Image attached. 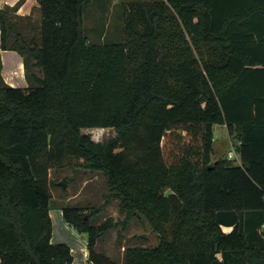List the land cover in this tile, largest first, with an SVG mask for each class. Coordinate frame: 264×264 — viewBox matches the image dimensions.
Segmentation results:
<instances>
[{
  "label": "trees",
  "instance_id": "obj_1",
  "mask_svg": "<svg viewBox=\"0 0 264 264\" xmlns=\"http://www.w3.org/2000/svg\"><path fill=\"white\" fill-rule=\"evenodd\" d=\"M23 1L0 9L1 47L30 81L6 83L0 59V264L73 262L50 214V170L69 157L159 238L118 263L96 250L111 226L93 223L99 208L63 205L94 264H264V0H133L124 39L103 42L85 29L90 0H38V24ZM216 123L241 164L212 159Z\"/></svg>",
  "mask_w": 264,
  "mask_h": 264
},
{
  "label": "rangeland",
  "instance_id": "obj_2",
  "mask_svg": "<svg viewBox=\"0 0 264 264\" xmlns=\"http://www.w3.org/2000/svg\"><path fill=\"white\" fill-rule=\"evenodd\" d=\"M130 1L133 0H90L84 14V25L90 40L95 42L123 40L125 35L122 11L124 5ZM35 18L37 19L34 22L38 24L39 17ZM83 130L101 141L108 140L116 133L112 127H85ZM238 143V139L229 134L226 125L216 123L212 159L232 158L235 164H241L237 151ZM68 160L55 164L50 170V177L53 179L51 184L53 241L71 242L77 247L82 243H88V234L71 226L62 214L60 207L69 204L79 205L85 211L99 208L95 213L93 221L95 224L106 219L111 222V226L98 240L96 250L110 255L118 263L125 261V249L128 245L158 243L157 232L142 213L129 217L121 198L113 195L102 171L81 165L82 160L76 157H69ZM60 181H64L66 186L60 184ZM77 251L80 253L78 248Z\"/></svg>",
  "mask_w": 264,
  "mask_h": 264
},
{
  "label": "crops",
  "instance_id": "obj_3",
  "mask_svg": "<svg viewBox=\"0 0 264 264\" xmlns=\"http://www.w3.org/2000/svg\"><path fill=\"white\" fill-rule=\"evenodd\" d=\"M18 1L19 0H0V9L2 7H5L6 5L13 6ZM39 6L40 3L38 0H24L19 5L17 13L21 16H30L31 21L37 19L35 17H39V21H40ZM0 59L2 61L1 74L6 83L13 86H21V87H26L30 85V81L27 76V69L25 65L24 56L16 49H3L1 47V30H0ZM50 214L53 221V237H52V241H53L54 218L52 215V209L50 210ZM57 218H59V215H57ZM70 225L73 226L72 224ZM67 243L71 246L72 254L74 256L73 262L71 264H94L90 260V251L88 248V243H82L78 247L72 244L71 242L70 243L67 242ZM77 248L79 249L80 253L77 251Z\"/></svg>",
  "mask_w": 264,
  "mask_h": 264
},
{
  "label": "water",
  "instance_id": "obj_4",
  "mask_svg": "<svg viewBox=\"0 0 264 264\" xmlns=\"http://www.w3.org/2000/svg\"><path fill=\"white\" fill-rule=\"evenodd\" d=\"M60 184H62L63 186H66V183L64 181H60Z\"/></svg>",
  "mask_w": 264,
  "mask_h": 264
}]
</instances>
